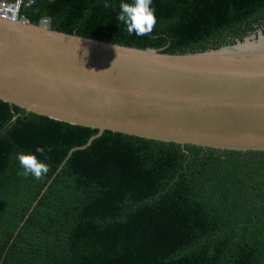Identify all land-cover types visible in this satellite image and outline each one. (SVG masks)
<instances>
[{"label":"trees","instance_id":"1","mask_svg":"<svg viewBox=\"0 0 264 264\" xmlns=\"http://www.w3.org/2000/svg\"><path fill=\"white\" fill-rule=\"evenodd\" d=\"M32 2L31 23L166 53L264 32V0H152L145 36L117 20L121 0ZM97 133L0 100V264H264V151L104 130L70 153ZM20 152L47 175H19Z\"/></svg>","mask_w":264,"mask_h":264},{"label":"water","instance_id":"2","mask_svg":"<svg viewBox=\"0 0 264 264\" xmlns=\"http://www.w3.org/2000/svg\"><path fill=\"white\" fill-rule=\"evenodd\" d=\"M0 100L98 130L70 153L104 130L264 151V32L166 53L0 18Z\"/></svg>","mask_w":264,"mask_h":264},{"label":"clouds","instance_id":"3","mask_svg":"<svg viewBox=\"0 0 264 264\" xmlns=\"http://www.w3.org/2000/svg\"><path fill=\"white\" fill-rule=\"evenodd\" d=\"M104 7L109 8L113 7V5L109 4L108 0H105ZM119 9L117 20L126 25V30L130 35L145 36L153 31L157 20L155 9L152 7V0H121ZM85 54H87L86 50ZM36 152L46 158L43 147L38 146ZM17 160L22 168V171L18 174L24 177L31 175L36 180H41L50 170L47 163L38 159L31 152L17 153Z\"/></svg>","mask_w":264,"mask_h":264},{"label":"built area","instance_id":"4","mask_svg":"<svg viewBox=\"0 0 264 264\" xmlns=\"http://www.w3.org/2000/svg\"><path fill=\"white\" fill-rule=\"evenodd\" d=\"M32 0H0V18L10 21H24L29 22L21 14L23 6L31 5ZM42 24L48 26L47 20H42Z\"/></svg>","mask_w":264,"mask_h":264},{"label":"rangeland","instance_id":"5","mask_svg":"<svg viewBox=\"0 0 264 264\" xmlns=\"http://www.w3.org/2000/svg\"><path fill=\"white\" fill-rule=\"evenodd\" d=\"M41 24H42V22H41Z\"/></svg>","mask_w":264,"mask_h":264}]
</instances>
